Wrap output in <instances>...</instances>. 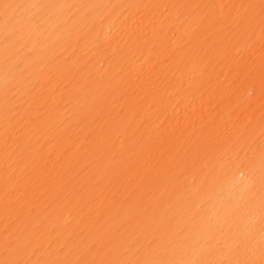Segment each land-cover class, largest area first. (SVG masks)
Instances as JSON below:
<instances>
[{"label": "bare ground", "instance_id": "6f19581e", "mask_svg": "<svg viewBox=\"0 0 264 264\" xmlns=\"http://www.w3.org/2000/svg\"><path fill=\"white\" fill-rule=\"evenodd\" d=\"M0 264H264V0H0Z\"/></svg>", "mask_w": 264, "mask_h": 264}]
</instances>
